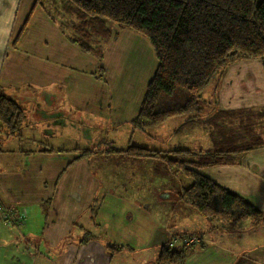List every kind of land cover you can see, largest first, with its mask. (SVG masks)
Listing matches in <instances>:
<instances>
[{
  "label": "crops",
  "instance_id": "crops-1",
  "mask_svg": "<svg viewBox=\"0 0 264 264\" xmlns=\"http://www.w3.org/2000/svg\"><path fill=\"white\" fill-rule=\"evenodd\" d=\"M57 1L0 0V94L23 112L18 133L0 129V196L26 216L20 228L0 219V235L6 238L7 228L21 243L9 240L17 243L11 259L129 264L123 257L130 253L141 256L135 264H160L162 249H179L168 245L173 236L194 234L202 243L185 250L182 264H264V221L206 220L179 201L190 185L180 171L122 152L130 144L149 149V138L163 134L164 148L152 150L229 153L228 163L198 167L185 156L186 167L264 213V59L229 64L206 87L191 121L176 117L134 130L157 61L135 80L121 69L120 35L149 54L147 42L113 28L98 78L97 58L67 37L74 38L72 25L62 31L52 18L47 4ZM86 123L96 131L91 141L79 136ZM105 141L108 147L91 143ZM55 251L52 262L48 253Z\"/></svg>",
  "mask_w": 264,
  "mask_h": 264
},
{
  "label": "trees",
  "instance_id": "trees-1",
  "mask_svg": "<svg viewBox=\"0 0 264 264\" xmlns=\"http://www.w3.org/2000/svg\"><path fill=\"white\" fill-rule=\"evenodd\" d=\"M60 1H63L61 12L70 21L59 26L64 31L72 25L70 32L74 38L67 36L69 41L97 58L98 78L104 72L102 55L113 26L129 29L148 40L157 67L146 85L139 112L131 122L134 130L144 132L176 117L191 121L202 109L204 90L229 64L264 59V0ZM51 15L56 20L55 14ZM22 118L21 107L0 94L3 133L6 136L18 133ZM122 152L140 158H158L180 171L190 185L182 190L179 201L206 220L264 221V213L245 198L186 167L185 156H194L193 164L198 167L228 163L232 159L229 153L194 154L181 149L162 152L131 144ZM193 247L162 249L158 261L182 264L185 250Z\"/></svg>",
  "mask_w": 264,
  "mask_h": 264
},
{
  "label": "rangeland",
  "instance_id": "rangeland-1",
  "mask_svg": "<svg viewBox=\"0 0 264 264\" xmlns=\"http://www.w3.org/2000/svg\"><path fill=\"white\" fill-rule=\"evenodd\" d=\"M47 6H49L50 7L49 10L55 14V19L58 22L67 23L70 21V19L68 17H64V15L62 14L61 4L59 3V1L56 2V5L54 7L50 4H47ZM58 14H59V16H58ZM71 19H72V22H75V20L73 18H71ZM113 28H114L113 32H115V31L118 33H120L121 31L122 32L123 31L133 32L129 29H119L118 27H115V26H113L112 29ZM134 33H136V32H134ZM136 34H138V33H136ZM111 35H113V33ZM138 35H140V34H138ZM120 36L122 37V39L119 42V46H120V51L122 52V58H123V62H124L121 69H124L125 71H127L129 75L133 74L135 80H139L144 74L136 76L135 74L138 73V71L140 72L142 70H146V68H148L149 70L153 69V66H152L154 64L153 60H154V62H156L155 58H154L155 57L154 52H153L148 40L145 39L141 35L140 36L147 42V44L149 46V49H150L149 54L145 50H142L141 43L137 42V44H135L136 41H132L128 38L126 39L124 34H121ZM150 56H151V58H150ZM51 108L52 107L47 108V110H45V112L47 114L52 115ZM85 128L86 129H83L84 131L81 134H79V136L81 135L82 137H85L86 141H91L95 137L96 131L91 128L89 123H86ZM91 135L93 138L88 140V138ZM108 135H111V133L108 132ZM161 135L162 136H160L159 138H157V137L155 139L149 138V140H148V145L150 146L149 149L164 148L165 135H163V134H161ZM71 136L72 135L70 133V137ZM73 137H75V136H73ZM91 143H94V145H98V146L102 145L104 147H108V141L100 142V143H98V142H91ZM90 147H92V146H90ZM168 202H172V200H169ZM170 222L171 223L175 222V219L171 220ZM2 229H3V232L6 236V238L0 235V264H28V261H30V260L28 259V257H23V256H21L20 260H18L17 258L16 259L12 258L14 262L12 261L11 257L16 254L15 250H16V246H17L16 244L17 243H15L14 245L11 246L9 243V240L12 239V237L17 238L18 243L20 240L14 231H10L7 228H2ZM19 244H21V243H19ZM57 253H59V252L55 251V252L48 253L49 260H51L53 262V259H55V255ZM126 253L127 252H122L121 255H125ZM127 254L128 255H126V257H123V258L129 264H132L131 257L134 260V264H135V259L141 257L140 254H130V253H127ZM144 254H147V252H144ZM37 263L54 264V263H51L50 261H47V262L44 261V259L42 257H38ZM123 263L124 262L122 261V264Z\"/></svg>",
  "mask_w": 264,
  "mask_h": 264
},
{
  "label": "built area",
  "instance_id": "built-area-1",
  "mask_svg": "<svg viewBox=\"0 0 264 264\" xmlns=\"http://www.w3.org/2000/svg\"><path fill=\"white\" fill-rule=\"evenodd\" d=\"M0 218L6 224L10 226H15L20 228L25 220V214H22L15 210L14 208L6 205L0 196ZM202 243V238L198 235H183V236H173L168 245L170 248H182V247H190L197 246Z\"/></svg>",
  "mask_w": 264,
  "mask_h": 264
},
{
  "label": "flooded vegetation",
  "instance_id": "flooded-vegetation-1",
  "mask_svg": "<svg viewBox=\"0 0 264 264\" xmlns=\"http://www.w3.org/2000/svg\"><path fill=\"white\" fill-rule=\"evenodd\" d=\"M1 219V218H0ZM2 221V220H1Z\"/></svg>",
  "mask_w": 264,
  "mask_h": 264
}]
</instances>
